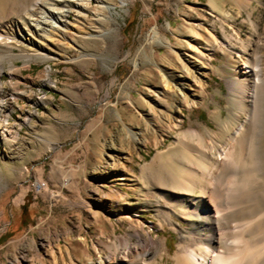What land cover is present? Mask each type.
I'll use <instances>...</instances> for the list:
<instances>
[{
	"label": "rangeland",
	"instance_id": "obj_1",
	"mask_svg": "<svg viewBox=\"0 0 264 264\" xmlns=\"http://www.w3.org/2000/svg\"><path fill=\"white\" fill-rule=\"evenodd\" d=\"M40 2L0 0V264L117 263L137 233L159 245L126 264H174L205 221L170 199L212 207L169 179L197 145L217 158L258 109L264 170V90L255 108L244 72L264 77V0Z\"/></svg>",
	"mask_w": 264,
	"mask_h": 264
},
{
	"label": "bare ground",
	"instance_id": "obj_2",
	"mask_svg": "<svg viewBox=\"0 0 264 264\" xmlns=\"http://www.w3.org/2000/svg\"><path fill=\"white\" fill-rule=\"evenodd\" d=\"M40 1L42 0H36L34 7H41ZM48 14L54 24L58 25L54 14L52 12ZM39 21L36 23L40 24ZM24 38L27 40V36ZM244 72H253L255 75L253 92L248 89L245 91V96L254 102L256 108L259 89L264 90L263 68L258 63L252 68L246 66ZM228 85L230 90L239 91L235 80L228 81ZM2 104L3 100L0 99V106ZM261 133L262 120L258 115V109H254L240 121L223 150L219 148L217 158H214L203 145H197L198 160H192L188 156L187 163L182 169V177L169 176V179L175 181L177 189L188 193H193L197 189L199 193L197 202L206 197L212 203L211 208L210 205H201L191 210L184 198L187 193L182 192L172 199L169 198L184 209L181 213L187 220H190L189 216L195 214L205 221L204 227L189 229L181 237L177 251L173 255L174 264H264V178L262 177L264 170L259 145ZM185 134L197 136L200 140L203 138V134L196 128H189ZM211 142L212 148L216 149L214 141ZM236 145L240 148L238 155ZM188 148L192 149L191 146ZM164 215L169 221L171 220L170 214ZM224 220L226 224L232 225L234 229L232 233L226 230L230 227L225 228ZM137 237V245L131 244L128 240L122 241V255L117 263L114 262L115 260L110 263L126 264L128 256L135 248H141L138 256L145 258L146 262L147 255L159 245V242L154 237H146L142 233H137Z\"/></svg>",
	"mask_w": 264,
	"mask_h": 264
},
{
	"label": "built area",
	"instance_id": "obj_3",
	"mask_svg": "<svg viewBox=\"0 0 264 264\" xmlns=\"http://www.w3.org/2000/svg\"><path fill=\"white\" fill-rule=\"evenodd\" d=\"M44 185H45L44 183H39V184H38V187H39V188H42Z\"/></svg>",
	"mask_w": 264,
	"mask_h": 264
}]
</instances>
